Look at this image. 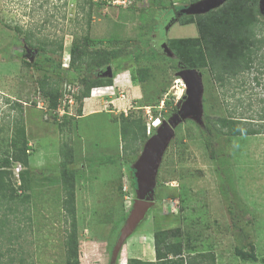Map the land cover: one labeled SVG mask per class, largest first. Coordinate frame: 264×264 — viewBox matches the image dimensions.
<instances>
[{"label":"rangeland","instance_id":"1","mask_svg":"<svg viewBox=\"0 0 264 264\" xmlns=\"http://www.w3.org/2000/svg\"><path fill=\"white\" fill-rule=\"evenodd\" d=\"M81 1L0 0V166L12 152L13 138L21 131L27 145H31L28 147L46 151L49 156L58 150L60 142L71 138L74 162L66 169L75 173L79 264H128L129 259L149 263L155 260L156 227L177 231L171 241L182 244L184 257L213 258L210 262L204 260L205 264H264V134L213 141L215 160L209 158L205 148V125L210 119L232 116L250 122L245 124L263 123L258 119L264 115V57L254 62L249 73L233 78L224 87L212 85L207 72L196 70L202 82L199 121L186 118L174 128L155 175L153 205L112 258L137 198L128 168L132 169L147 140L156 132L151 130L145 142L137 143L136 152L125 156L115 119L131 113L151 126L154 119L159 118L161 124L163 116L167 121L177 112L178 102L185 99V87L176 75L178 61L167 40L198 36L194 25H181L174 17L203 0H151L122 11L112 5L99 10L98 16H92L89 37L100 41L114 36L119 43L110 47L97 42L83 47L88 51L120 49L122 53L108 67H83L79 74H69L71 79H65L72 81L62 85L66 91L57 113L47 108L38 82L44 76L55 80L58 71L53 66L66 69L71 42L81 43L83 25L75 19ZM97 1L102 0H93ZM259 4L260 0L258 9ZM180 5L186 6L175 10ZM120 12L130 15L121 27L103 18L116 21ZM259 15L264 23L260 9ZM26 35L31 36V41H44L51 49L62 42L61 60L53 53V64L42 61L37 50L24 43ZM165 43L170 55L163 50ZM22 60L31 67H24ZM138 70H146L141 73L142 82L137 81ZM60 74L65 77L63 72ZM83 76L111 79L113 86L94 92L96 96L84 99L81 105L78 101L73 105L64 102L66 97L79 93ZM84 105L99 112L76 119L77 108L82 111ZM63 109L71 121L60 133L54 118L62 116ZM59 162L60 156L56 164ZM15 168L16 163H12L8 171L16 199L0 204L2 263L66 264L64 241L69 222L57 180L61 168L49 162L38 168L28 165L25 191L19 188L24 181L17 182ZM124 194L129 200L124 199ZM25 197L29 199L25 201ZM250 245L255 248L258 262H245L235 255V249L248 250Z\"/></svg>","mask_w":264,"mask_h":264},{"label":"trees","instance_id":"2","mask_svg":"<svg viewBox=\"0 0 264 264\" xmlns=\"http://www.w3.org/2000/svg\"><path fill=\"white\" fill-rule=\"evenodd\" d=\"M195 1V0H194ZM98 2V1H97ZM93 2V0H82L78 4V11L76 18L77 22L83 25L84 33L80 37V44L77 41H72L70 49L68 50L69 63L66 69L61 65L53 66V69L58 71L57 78L50 80L49 77L44 76L38 82L39 93L46 98L47 108L51 111H56L61 104L64 88L63 84H70L72 80L68 81L65 78L71 79L69 74H79L83 67L90 68H105L111 65L114 61H118L119 55L122 53L120 49L112 51L108 49H94L88 51L83 46L89 47L94 43L105 44L107 46H115L119 43V38L114 36L103 37L100 41L93 40L89 37L91 19L93 15L104 7L110 4L105 2ZM134 5V4H133ZM132 5V6H133ZM186 5H180L175 10H179ZM112 8H115L112 7ZM131 8L116 7L118 11ZM80 17V18H79ZM108 20V23L116 26H122L130 18L126 13H118L117 20L113 21L108 17H103ZM181 25H194L197 32L195 38H178L168 39V48L174 53L175 60L180 62L186 69H195L201 73L207 72L210 75V82L212 85L224 87L242 74L249 73L254 68L255 61L263 59L264 48V23L260 21L258 0H228L220 7L208 11L200 15H181L174 17ZM30 35L24 37V43L32 49L37 50V57L48 64H53L50 55L58 54V58L62 57V42L56 44V49L47 48L44 41H31ZM34 42V43H33ZM37 61V60H36ZM35 64V63H34ZM33 64V65H34ZM24 67H31L29 62L22 60ZM178 70V67H175ZM64 73L63 77L60 73ZM88 71V70H87ZM146 70H138L136 73L137 81H143V74ZM68 73V75H66ZM134 80V79H133ZM258 84V79H254ZM81 86L79 93L73 95L74 101L82 104L84 99L91 96L94 90H102L104 88L112 87L111 79L93 78L88 79L83 76L81 79ZM63 88V89H62ZM19 107L21 114V107L19 103L14 104ZM175 111V108L173 112ZM82 115L81 109L77 108L76 117ZM166 116L162 117V121ZM259 121L263 122L258 125L245 124L250 122L241 121L236 117L228 116L225 118L216 117L210 119V123L206 124L205 148L211 160H215L216 151L213 146V141L222 142L221 140L229 138H237L241 136H255L264 134V115ZM71 119L66 113L62 117L54 118V122L58 123L59 131L68 128ZM119 123V133L121 141V150L125 156L131 155L130 152H136V145L138 142H145L148 136L146 135L145 121L142 117H134L130 113L128 115L121 114L119 118L115 119ZM17 123H15L16 125ZM67 126V127H66ZM154 133V129L152 132ZM24 138V139H23ZM212 140V141H211ZM12 152L8 154L0 166V204L3 201H13L16 199L15 192L12 189L13 183L10 180L11 173L8 171L12 163H18L22 167V171L18 174L19 181L22 180L20 190L28 189V184L24 179V175L28 170L29 147L26 143L25 135L21 131L17 138H13L10 144ZM129 149V152L126 151ZM73 146L71 145V138L69 142H60L58 154L60 162L58 167L61 171L58 174V181L60 185V194L62 193V207L66 219L69 222L66 225V238L64 241L65 248V262L66 264H79L78 253V239L77 226L75 215V201H74V182L75 173L67 170L68 165L73 164ZM133 154V153H132ZM131 180V186H134V178L132 176V169L128 168ZM45 178V177H43ZM133 181V183H132ZM123 196V195H122ZM25 201L29 198L25 197ZM22 202V201H21ZM147 214V213H146ZM3 223L0 222V228ZM178 234L169 230H162L156 227L153 233V248L154 261L143 263L137 259H129L128 264H205V261H212V257L187 255L183 256V246L181 243L172 242L171 239ZM235 255L245 262H258L253 245L249 246L248 250L235 249ZM2 254L0 253V264L2 263ZM205 260V261H204Z\"/></svg>","mask_w":264,"mask_h":264},{"label":"water","instance_id":"3","mask_svg":"<svg viewBox=\"0 0 264 264\" xmlns=\"http://www.w3.org/2000/svg\"><path fill=\"white\" fill-rule=\"evenodd\" d=\"M226 1L228 0H203L183 10L181 15L202 14L215 7L218 8ZM259 7L264 14V0H260ZM163 47L166 54L170 55L166 43ZM177 67L178 72L176 75L184 84L185 99L178 102L177 112L156 128V132L147 140L143 152L132 166L137 198L134 199L129 215L120 231L119 238L113 249V259L120 251L123 242L133 233L134 228L145 218L146 213L153 205L151 196L155 186V175L163 151L174 134V128L186 118L199 121V107L202 95L201 76L195 69H186L180 62H178ZM106 73L109 77L111 76L110 68L106 69Z\"/></svg>","mask_w":264,"mask_h":264},{"label":"crops","instance_id":"4","mask_svg":"<svg viewBox=\"0 0 264 264\" xmlns=\"http://www.w3.org/2000/svg\"><path fill=\"white\" fill-rule=\"evenodd\" d=\"M92 96H90L89 98L85 100H88V99L91 100V98H94ZM97 112L99 111L95 110V108L88 110V105H84L82 109V115L76 119H81V118L84 119V118H87L86 116L95 114ZM43 137H42V140H43ZM28 146H31V145L28 144ZM29 148H30V155H29L28 164L30 167L38 168L40 166H45V165L47 166L48 162H49V165L51 163L53 166H58V163L56 164V162L58 161V157H59L58 150L54 151V153L52 152L51 155L49 156L47 155L48 152L46 153V151L35 149L36 147H29ZM153 261H150V262H153Z\"/></svg>","mask_w":264,"mask_h":264},{"label":"built area","instance_id":"5","mask_svg":"<svg viewBox=\"0 0 264 264\" xmlns=\"http://www.w3.org/2000/svg\"><path fill=\"white\" fill-rule=\"evenodd\" d=\"M102 2H105L107 4H110L112 6H115V7H123V8H126V7H129L131 6L132 4H135V3H141V4H147L148 2H151V0H102ZM72 102V103H71ZM67 103L70 105L73 104V100L72 99H69L67 101ZM41 108V107H39ZM43 108V107H42ZM44 109V108H43ZM60 105L57 107V110L56 112H60ZM45 110V109H44ZM64 109H63V112L62 114H64ZM61 114V113H60ZM61 116V115H60ZM153 126H150V125H147V129H146V133L147 135H150V132L152 130ZM21 170V167L18 165L16 168H15V172L16 174L19 173V171ZM125 200H129L128 196H125L124 197ZM129 206H130V202H129ZM131 207V206H130ZM129 207V208H130Z\"/></svg>","mask_w":264,"mask_h":264},{"label":"clouds","instance_id":"6","mask_svg":"<svg viewBox=\"0 0 264 264\" xmlns=\"http://www.w3.org/2000/svg\"><path fill=\"white\" fill-rule=\"evenodd\" d=\"M110 88H112V87H110ZM65 89V88H64ZM101 90V89H100ZM100 90H94L93 92H92V94H91V96L93 95V96H96V94H94V92L95 93H100ZM65 91L66 90H64V93H63V97L65 96ZM62 97V98H63ZM69 99H72L73 100V102H74V99H73V96L71 95V97H66V99L65 100H63L64 102H66L67 103V101L69 100ZM62 100V99H61ZM74 104V103H73ZM72 104V105H73ZM64 113H66V112H64ZM62 115H64V114H62ZM59 117V116H58ZM60 117H62V116H60ZM59 117V118H60ZM163 122V121H162ZM160 125V121H159V118H156V119H154V121H152V123H151V126H153V128L152 129H156L158 126ZM146 129H147V127H146ZM146 135H147V133H146ZM148 137H149V135H147ZM28 153H30V151L28 152ZM20 166L21 167V165L20 164H18V163H16V167L17 166ZM21 170H22V167H21ZM20 170V171H21ZM19 171V172H20ZM19 174V173H18ZM18 174H16V172H15V177L17 178V182H19V179H18ZM123 196H128V195H126V194H124ZM133 204V203H132Z\"/></svg>","mask_w":264,"mask_h":264}]
</instances>
